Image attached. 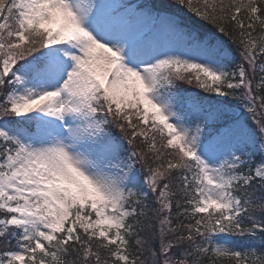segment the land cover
Segmentation results:
<instances>
[{"label":"snow or ice","instance_id":"6c2138e0","mask_svg":"<svg viewBox=\"0 0 264 264\" xmlns=\"http://www.w3.org/2000/svg\"><path fill=\"white\" fill-rule=\"evenodd\" d=\"M175 4L0 0V264H264V0Z\"/></svg>","mask_w":264,"mask_h":264},{"label":"trees","instance_id":"16d2710c","mask_svg":"<svg viewBox=\"0 0 264 264\" xmlns=\"http://www.w3.org/2000/svg\"><path fill=\"white\" fill-rule=\"evenodd\" d=\"M149 4L154 5L157 9H162L171 14H176L178 17H186L191 15V14H187L186 11H182L181 13L179 11L180 10L179 6L175 4V0H152L151 3ZM191 23L196 28H201V26L203 25L204 28L209 29L211 31H215L214 29L211 28V25H204V22H201L196 18H193ZM191 90L193 94L199 91L198 89H191ZM255 243L258 245L259 241H256Z\"/></svg>","mask_w":264,"mask_h":264},{"label":"rangeland","instance_id":"374dc122","mask_svg":"<svg viewBox=\"0 0 264 264\" xmlns=\"http://www.w3.org/2000/svg\"><path fill=\"white\" fill-rule=\"evenodd\" d=\"M151 1H152V0H149L148 3H151ZM128 2L133 3V4H137V2H135V1H129V0H128ZM143 3H147V1H145V2H143ZM159 10H161V12H163V13H168V12L165 11V10H162V9H159ZM179 11H180V10H179ZM180 12L182 13V11H180ZM187 87H189V88H191V89H195V88H193L192 86H187Z\"/></svg>","mask_w":264,"mask_h":264}]
</instances>
